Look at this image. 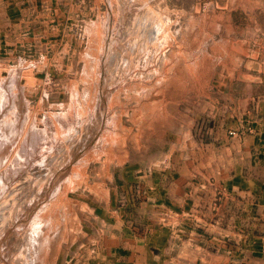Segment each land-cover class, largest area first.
<instances>
[{
    "label": "rangeland",
    "instance_id": "1",
    "mask_svg": "<svg viewBox=\"0 0 264 264\" xmlns=\"http://www.w3.org/2000/svg\"><path fill=\"white\" fill-rule=\"evenodd\" d=\"M23 1L2 13L0 264H264V148L237 140L262 132L264 0H73L26 49ZM230 179L253 214L211 249L188 232L215 231Z\"/></svg>",
    "mask_w": 264,
    "mask_h": 264
},
{
    "label": "crops",
    "instance_id": "2",
    "mask_svg": "<svg viewBox=\"0 0 264 264\" xmlns=\"http://www.w3.org/2000/svg\"><path fill=\"white\" fill-rule=\"evenodd\" d=\"M10 0H0V16L2 15V13L5 12V10H8L10 8ZM37 3H35V5L30 7H27L29 4L26 1H23L22 3V7H18L19 10H23V11H27L28 8L31 9V11L33 12L34 10L36 11V15L35 17L37 18L36 20H34L33 23H31L30 26L24 27V29H20L18 32V37L20 40H22L23 43H18V45L16 47H23L25 46L24 49H26V47L30 46V43L27 44V41H31L32 39L36 40H41L40 44H45L47 43L46 38H49L52 34H54L53 32L55 30H59L62 26H65V21L66 19V15H68V13L70 11L73 10L74 6L72 5V1L73 0H35ZM48 1V2H46ZM8 4V6L6 7V5ZM9 7V8H8ZM46 13V14H44ZM50 16L51 19H48V17ZM20 27L21 24L23 23L20 21ZM11 20L10 17L7 15H2L0 17V47L2 46V58L3 59H9L10 58V51L7 52V50L10 48L11 46ZM13 26H15V24H13ZM16 33V32H15ZM34 38H32V37ZM18 42V41H17ZM250 88V87H249ZM259 92H261L262 94H260L257 99L259 100V106L261 107V110L259 111V114L262 117V132L259 133V137H248V139H244L239 137L237 140L240 142H244L246 145H248L245 149L247 151H250V154L252 153L253 155H257L258 153H262V148H264V145H260L258 142L256 144H254L255 140L257 141H264V85H260V87L258 88ZM250 101H253V98H245L243 100L238 101L240 104H242L243 106H246L250 103ZM260 121V120H259ZM252 139V140H251ZM251 141L252 144H251ZM232 179H230V181H228L227 183V191L228 194L226 196V200L223 201L222 205L217 206L216 204V208L215 206L213 207L212 205V200L214 197L210 198L211 201V209H210V205L208 208V213L210 215V219L211 221H213V218L215 217V221H214V225H211L210 228H212V230H215L214 232H210V233H203L200 229H192L190 232H188L189 235H194V236H200V235H204L208 234V237H211L210 240H206L205 239H198L200 242L203 243L204 246H211L210 244H208V242L210 243H218L220 244L219 241V235H244L245 232L244 231H240V233H238L237 231H234L233 228V224L235 222V220H240V219H249L250 215L253 214L251 213V211H247L243 206V201L246 200L247 198L245 197H241L240 201L238 197H235L234 195V186L232 185ZM260 203H261V198L257 199ZM209 201V202H210ZM208 202V203H209ZM247 203H251L250 200L248 199ZM236 204H241L243 211L240 214L235 213V206ZM255 206H257L256 203H253ZM260 205V204H259ZM193 214V212H192ZM203 214V210L198 209V211L196 210V215L194 218L197 217H201ZM183 215H185V219L189 220L186 216L187 213H183ZM214 216V217H213ZM240 216H242V218H240ZM191 217V216H190ZM259 218H261L262 220H264V215H260ZM253 234V233H252ZM180 244H182V242H180ZM221 246V245H220ZM213 247L211 246V249ZM184 249L183 252L188 253V251H195V252H201L202 248L196 244H190V243H186L183 244L179 250ZM214 249V248H213ZM154 251V249H152ZM170 246L168 248V251L171 252ZM213 251V250H211ZM221 251L220 248L218 249H214V256L212 257L214 258V261H216L217 263H213V264H219L220 260L222 259V257H220L219 252ZM224 252V251H223ZM178 257H180V255H178ZM169 259V257H167ZM223 259L226 261V263L223 262V264H230L231 260L229 259V257H226ZM169 261V260H168ZM178 264H190L189 261L187 262L186 257L184 259H178ZM243 262V261H242ZM245 262V260H244ZM245 264H255L253 259H249Z\"/></svg>",
    "mask_w": 264,
    "mask_h": 264
},
{
    "label": "bare ground",
    "instance_id": "3",
    "mask_svg": "<svg viewBox=\"0 0 264 264\" xmlns=\"http://www.w3.org/2000/svg\"><path fill=\"white\" fill-rule=\"evenodd\" d=\"M49 134H50V132H49ZM40 135H41V134H40ZM48 137H49V136H48ZM48 137H47V138H48ZM45 138H46V137H45ZM47 138H46V139H47ZM17 157H18V156H17ZM18 159H19V158H18Z\"/></svg>",
    "mask_w": 264,
    "mask_h": 264
}]
</instances>
